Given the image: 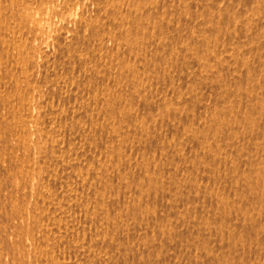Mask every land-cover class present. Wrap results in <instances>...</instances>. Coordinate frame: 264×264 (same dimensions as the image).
I'll return each instance as SVG.
<instances>
[{
    "label": "bare ground",
    "instance_id": "obj_1",
    "mask_svg": "<svg viewBox=\"0 0 264 264\" xmlns=\"http://www.w3.org/2000/svg\"><path fill=\"white\" fill-rule=\"evenodd\" d=\"M31 1L0 0V264H264V0H92L51 39Z\"/></svg>",
    "mask_w": 264,
    "mask_h": 264
},
{
    "label": "rangeland",
    "instance_id": "obj_2",
    "mask_svg": "<svg viewBox=\"0 0 264 264\" xmlns=\"http://www.w3.org/2000/svg\"><path fill=\"white\" fill-rule=\"evenodd\" d=\"M30 1H31V0H30ZM32 1H34V2H32ZM32 1H31V3H35V2L40 1V0H37V1L32 0ZM42 1H44V2H39V3H43V4H41V5H42V14H41V15H40V14H38V15L36 14V17L39 18L37 21H38L39 24H41V26L43 25L45 28H47L46 31L49 30V32H48V33L46 32V33L48 34V37L51 36L52 38H53L54 36H57L56 34H59V33H61V32H64L65 29L68 30L67 28H69V31H72V30L74 29L73 27H75V26H74V22H72V21H74L75 19L80 18L79 16H81V15H82V16H85V17H83V19H85L86 21H88V19H90L91 16H93V15L95 14V10H96V8H95L96 5H93V1H92V0H91V1H90V0H88V1H87V0H83V1H82V0H79V1H78V0H69V1H68V0H59V1H57V0H55V1H54V0H47L48 2H47L46 0H42ZM62 1H63V2H62ZM64 1H65V2H64ZM66 1L69 2V3H67ZM73 1H74V2H73ZM75 1H76V3H75ZM45 2H47V4H46L47 7L43 6V5L45 4ZM51 2H52V3H51ZM82 2H84V3H82ZM90 2H91L92 4H91ZM59 3H60V4H59ZM61 3H62V4H61ZM71 3H74V5H75V4H76V5L74 6V5H72ZM63 4H64V5H63ZM69 4H70V5H69ZM79 4H80V5H79ZM57 5H58V7H60V9H62V10H60V12L63 13L64 16H63L62 14H61V15H62V16H61L60 13H59V15H57V16L55 17V15L53 14V13H54V10H56V8H58V7H56ZM60 5H61V6H60ZM66 5H67V6H66ZM78 5H79V6H78ZM82 5H83V6H82ZM87 5H88V6H87ZM73 6H74L75 8H74ZM80 6H81V8H80ZM90 6H91V7H90ZM44 7H45V8H48V9H45ZM55 7H56V8H55ZM64 7H65V8H66V7H70V8H69V9L67 8V11H66V9H65ZM82 7H83V8H82ZM84 7H86V8H85V9H86V12H85ZM93 7H94V9H93ZM63 8H64V12H65V13L63 12ZM90 8H91V11H90ZM43 9H44V10H43ZM52 9H53V10H52ZM71 9H72V10L74 9V11H72ZM49 10H50V11H49ZM70 10H71V11H70ZM82 10H83L84 13L82 12ZM92 10H93V11H92ZM68 11H69V13H67ZM87 11H88V12H87ZM49 12H50V13H49ZM71 12H72V13H71ZM78 12L80 13V15L78 14ZM91 12H92V13H91ZM85 13H86L87 16L85 15ZM90 13H91V14H90ZM93 13H94V14H93ZM44 14H45V15H46V14H47V15L50 14L51 16H50V15H49V16L46 15V16H47V17H46V16H44ZM65 14H66L67 16H66ZM68 14H69V15L71 14V16H68ZM74 14H75V15H74ZM53 15H54V17H53ZM88 15H89V16H88ZM74 16H76V17H74ZM45 17H46V18H45ZM62 17H63V18H62ZM89 17H90V18H89ZM47 18H48V19H47ZM57 18H58V19H57ZM59 18H60V19H59ZM61 18H62V21H61ZM67 18H69V19H67ZM70 18H71V19H70ZM72 18H73V20H72ZM44 19H45V20H44ZM42 20H43V21H42ZM48 20H49V21H48ZM51 20H52L53 22H52ZM66 20H67V21H66ZM69 20H70V21H69ZM40 21H41L42 23H41ZM43 22H45V23H43ZM58 22H59V23H58ZM60 22H61V23H60ZM67 22H68V23L70 22V23L68 24ZM46 23H47V25H46ZM50 23H51V25H50ZM53 23H56V24H55V30H54V24H53ZM71 23H72V24H71ZM52 24H53V25H52ZM62 24H64V25H62ZM67 25H68V26H67ZM71 25H72V26H71ZM56 26H57V28H56ZM59 26H60V27H59ZM61 26H62V27H61ZM49 27H50V28H49ZM65 27H66V28H65ZM57 29H58L59 31H57ZM52 32H54V33H52ZM66 32H67V31H65V33H66ZM40 33H42V31H40ZM70 33H71V32H70ZM53 35H54V36H53ZM51 37H49V38L51 39ZM23 41H24V40H23ZM37 41H38V43H39V40H37ZM37 41H36V43H37ZM32 42H33V41H32ZM38 43L35 44V45H36V46H39ZM71 46L73 47V45H71ZM72 47H70L71 51H73ZM83 54H84V55H83ZM82 55L85 56L86 53L83 52ZM51 57H52V58H51ZM51 57H50V58H47V59H50V61L46 59V62H45V63L43 62V65H45L46 68H45L44 66H42V67H43V68H41V70H42V74H43V75L45 74V75H47V76H45V75L43 76V75L41 74V75L43 76V77L41 76V78H44V80L42 79V82L38 84V87L40 88V90H41V89L43 90V91L41 90V92H44V91H45V92L42 93V95H41V96H42V97H41V98H42V99H41V100H42L41 105H42V106L44 105V106H43L44 109L47 108L48 105H49V107H50V103H52L51 105H55V103L57 102V98H58L57 96H55V97H50L49 95L51 94V96H52L53 94H52V93H49V94H48V91L46 92V90H49V88L53 87V86H54L53 84H57V83H56V82H57L56 80H58V78L60 79V77H63V75H64V77H65L66 75H68V76H70V77L73 75L72 71H71V73H70L69 71H66V69H65V70L62 69V71H63V70H64V71L61 72V71H60V68H63V67H64V66H63V61L58 60V59L56 60V59H54L53 56H51ZM53 59H54V60H53ZM51 62H52V64H54V65H52ZM53 62H54V63H53ZM55 62H56L57 64H55ZM60 62H61L62 64H61ZM49 63H50V64H49ZM58 63H60V64H58ZM48 64H49V65H48ZM48 66H49L50 68H48ZM52 66H53L54 68H56V70H59V71H57V75L55 74V71H56V70H55ZM60 66H61V67H60ZM62 66H63V67H62ZM51 68H52V69H51ZM53 69H54V70H53ZM50 70H51V71H50ZM44 71H46V72H44ZM43 72H44V73H43ZM66 72H67V73H66ZM50 73H51V74H50ZM53 73H54L56 76H58V78H57ZM58 73H59V74H58ZM62 73H65V74H62ZM69 73H70V74H69ZM48 75H49V76H48ZM50 75H51V76H50ZM82 75L84 76V70H81L80 73H76V74L74 73V77H75V79H76V80H80L81 83H82V80H83V79H82V78H83ZM52 76H53V77H52ZM78 76H80V77H79L80 79L78 78ZM45 77H46V78H45ZM55 77H56L57 79H56ZM231 77H232V76L230 75V78H231ZM53 78H54V79H53ZM45 79H46L48 82H47ZM50 79H51V80L53 79L52 84H51V80H50ZM49 80H50V81H49ZM44 81H45L47 84L44 83ZM48 83H49V85H48ZM47 85H48V86H47ZM50 85H52V86H50ZM40 86H44V88H41ZM48 87H49V88H48ZM69 88H70V87H69ZM69 88H68V89H69ZM68 89H67V91H69ZM65 90H66V89L64 88V91H65ZM65 92H66V91H65ZM65 92H64V95H63V96H65ZM67 93H68V92H67ZM43 94H44L45 96H44ZM56 94H57V93H56ZM53 96H54V95H53ZM43 97H44V98H45V97L48 98V99H46L47 101H45V99H44ZM53 98H54V99H53ZM84 98H85V99H84ZM50 99H51V100H50ZM52 99H53V101H52ZM80 99H81V100H80ZM83 100H85L84 103H86V102L88 103V102H89L88 98H86V97H82V98H81V96H80V98H79L78 101H80V102L82 101V102H83ZM86 100H87V101H86ZM43 101H44V102H43ZM48 101H49V102H48ZM50 101H51V102H50ZM205 101H206V100H205ZM205 101H202L203 103L199 101L200 103H202V106H203L202 108H203V109L199 110L200 108L198 109V107H200V106L196 107V108H197V110H196L197 115H199L198 110L200 111V113H202V114H201L202 116H203V115H204V116L206 115V105H204V102H205ZM45 102H46V104H45ZM47 102H48V103H47ZM54 102H55V103H54ZM80 102H77V105H78V106H80V105H86V104H87V103L84 104V103H82V102H81V104H79ZM43 103H44V104H43ZM64 103H65V104H64ZM207 103H208V102H207ZM62 104H64L65 107H66V105L68 104V102L64 101ZM73 104H75V102H73L71 105H73ZM205 104H206V102H205ZM45 105H46V106H45ZM77 105L75 104V106H77ZM42 106H40V107H42ZM73 106H74V105H73ZM204 106H205V107H204ZM204 108H205V109H204ZM202 110H203V111H202ZM204 110H205V111H204ZM211 110H212V109H209V111H211ZM209 113H211V112H209ZM209 113H208V114H209ZM204 116H203V117H204ZM204 118H205V117H204ZM64 136H65V135H64ZM64 136H63V137H64ZM66 136H67V137H64V138L68 140V139H69L68 134H66ZM61 138H62V136L60 137V139L58 138V140L60 141ZM240 140H241V139H240ZM68 141H69V140H68ZM51 188H52V190H53V184H52V183H51V185H50V189H51Z\"/></svg>",
    "mask_w": 264,
    "mask_h": 264
}]
</instances>
